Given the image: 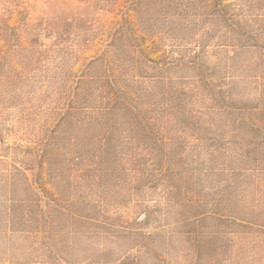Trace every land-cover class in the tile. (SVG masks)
Returning <instances> with one entry per match:
<instances>
[{
    "label": "trees",
    "instance_id": "16d2710c",
    "mask_svg": "<svg viewBox=\"0 0 264 264\" xmlns=\"http://www.w3.org/2000/svg\"><path fill=\"white\" fill-rule=\"evenodd\" d=\"M78 1L119 20L37 148L10 147L28 161L10 227L123 244L116 264L181 249L231 264L236 236L264 243V0ZM39 25L25 24L30 44L61 37Z\"/></svg>",
    "mask_w": 264,
    "mask_h": 264
},
{
    "label": "rangeland",
    "instance_id": "374dc122",
    "mask_svg": "<svg viewBox=\"0 0 264 264\" xmlns=\"http://www.w3.org/2000/svg\"><path fill=\"white\" fill-rule=\"evenodd\" d=\"M55 20L61 37L41 29L28 42L25 24L38 28ZM118 20L117 12L78 0H0V264H116L130 251L114 241L75 237L64 228L48 240L42 221L12 228L7 216L9 191L20 199L26 183L20 176L13 179L12 171L28 164L22 156L8 157L10 147L37 148L63 113L75 76L104 51ZM31 174L27 171L30 179ZM232 245L231 264H264V243L238 235ZM195 263L188 249L166 261Z\"/></svg>",
    "mask_w": 264,
    "mask_h": 264
}]
</instances>
